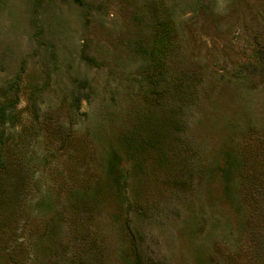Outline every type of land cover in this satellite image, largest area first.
<instances>
[{
	"label": "rangeland",
	"instance_id": "1",
	"mask_svg": "<svg viewBox=\"0 0 264 264\" xmlns=\"http://www.w3.org/2000/svg\"><path fill=\"white\" fill-rule=\"evenodd\" d=\"M5 88L0 264H264V0H0Z\"/></svg>",
	"mask_w": 264,
	"mask_h": 264
},
{
	"label": "trees",
	"instance_id": "2",
	"mask_svg": "<svg viewBox=\"0 0 264 264\" xmlns=\"http://www.w3.org/2000/svg\"><path fill=\"white\" fill-rule=\"evenodd\" d=\"M166 28V27H165ZM8 89H4L2 95L4 96V100L0 102V128H2L8 121L12 120L13 116V108L15 107L18 98H8L6 94ZM4 131L0 132V222L1 221H9L15 220L16 215L22 213L20 216L24 219L23 222L29 221V217L24 218L23 213L27 212L28 209V194L25 192H21L18 197L15 196V192L17 191H4V187L7 186V172H8V164L6 161V156L8 155V143L7 139L5 138ZM7 154V155H6ZM11 180L8 181V183ZM13 183V182H12ZM16 190H18L17 185L15 184ZM83 195V194H82ZM47 224L46 228L47 229Z\"/></svg>",
	"mask_w": 264,
	"mask_h": 264
}]
</instances>
